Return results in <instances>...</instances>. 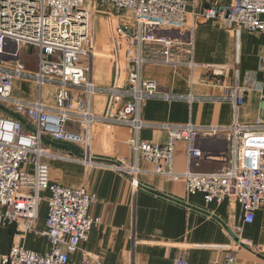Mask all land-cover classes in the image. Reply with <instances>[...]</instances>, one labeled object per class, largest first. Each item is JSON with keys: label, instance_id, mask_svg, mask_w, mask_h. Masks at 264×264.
I'll use <instances>...</instances> for the list:
<instances>
[{"label": "built area", "instance_id": "2783aa9c", "mask_svg": "<svg viewBox=\"0 0 264 264\" xmlns=\"http://www.w3.org/2000/svg\"><path fill=\"white\" fill-rule=\"evenodd\" d=\"M86 0H0V226L15 225L17 237L2 264H72L71 258L81 251L92 229L101 220L90 215V207L99 197L83 187L52 182L53 160L81 164L86 168L110 169L126 176L136 187L146 173L182 183L190 195L201 194L206 203L221 204L232 200L244 213L245 224L254 222L264 207V112L255 124L240 121V111L247 104L251 85H227L224 74L209 69L203 84L222 89L219 98L228 103L233 120L225 127L202 128L192 123L150 125L143 121L142 110L150 100L167 102L196 100L193 95L161 91L153 81L142 78L147 64L187 66L194 69V34L200 25L213 22L240 37L243 32L264 38V0H226L200 11L202 0H103L116 12L135 11L138 22L145 10L149 22L135 30L129 49L140 57L130 58L129 79L124 89L121 80L108 87L97 82L92 87V62L84 63L94 51ZM148 12V13H147ZM147 16V15H146ZM136 21V20H135ZM176 38V39H175ZM86 46L88 48H86ZM36 53L26 54L22 50ZM91 49H93L91 51ZM93 58V57H92ZM34 69V70H33ZM262 83L253 87L264 91V56L260 60ZM28 84L31 98L16 95ZM107 98L105 114L95 112L94 99ZM264 98V97H263ZM100 125L130 128L131 157L112 163L94 159L91 154L95 129ZM168 133L167 143L143 141L140 133L147 127ZM225 133L230 143L229 165L224 173L175 171L176 149L180 141L187 144L190 165L203 157L198 145L202 131ZM74 152L54 151V145ZM153 166L143 170L141 164ZM31 168V169H29ZM49 191L48 198L42 193ZM43 201L48 215L42 236L51 245L47 254L26 249L20 242L35 231ZM234 247V248H233ZM229 247L227 264H235L234 252L248 247L244 240ZM87 261L100 259L85 253ZM174 264H188L182 255Z\"/></svg>", "mask_w": 264, "mask_h": 264}, {"label": "crops", "instance_id": "0c3cea01", "mask_svg": "<svg viewBox=\"0 0 264 264\" xmlns=\"http://www.w3.org/2000/svg\"><path fill=\"white\" fill-rule=\"evenodd\" d=\"M225 1L202 0L199 10ZM85 10L100 28L92 39L100 50L98 57L105 59L102 67L95 66V80L100 86L108 87L120 79L117 88H125L130 77L129 60L134 59L135 53L118 32L127 30L130 23L134 25L131 13H117L113 5L103 0H86ZM91 33H94L93 29ZM194 44L197 65L194 69L155 64L143 67L142 78L155 82L161 91L196 98L193 102L148 101L142 110V119L147 124L192 123L202 128L230 125L232 106L208 100L223 95L222 89L203 84L209 69L225 72L219 79L225 80L227 85L249 84L253 89L262 83L260 60L264 56V38L261 35L243 32L236 37L235 33L209 22L197 27ZM252 89L246 106L240 111V121L245 125L255 124L258 115L264 112V91L261 94ZM94 107L98 115L105 114L107 98H96ZM132 137L130 128L100 125L93 134L92 157L100 163L129 158ZM140 137L143 141L164 145L168 133L151 126L142 130ZM198 145L203 157L190 165L186 142L178 143L175 171L224 173L229 170L230 143L225 133L202 131ZM54 148L75 153L73 149L57 144ZM49 163L52 182L83 187L99 197V201L90 207V215L100 219L101 223L92 229L88 241L81 245V251L72 256V264H97L93 260L87 261L85 253L99 258L100 264H174L180 255L188 264H227L228 248L238 241L234 236L248 246L234 252L235 264H264V207L256 214L253 223L245 224L242 208L234 201L206 203L203 195L188 194L182 183L151 173L142 175L136 187L127 177L113 170L86 168L58 160ZM141 168L154 169L145 163ZM41 195L45 199L50 193L44 191ZM47 215L48 205L43 201L35 231L20 240L26 249L39 254L51 251L49 241L42 236ZM17 235L15 225L0 226V264L2 256L8 254L14 242L19 240Z\"/></svg>", "mask_w": 264, "mask_h": 264}, {"label": "rangeland", "instance_id": "374dc122", "mask_svg": "<svg viewBox=\"0 0 264 264\" xmlns=\"http://www.w3.org/2000/svg\"><path fill=\"white\" fill-rule=\"evenodd\" d=\"M89 26H90V30H94V33H89V36H92V34L93 35H95L96 33L95 32H98L99 30H100V28H98L99 26H96V24L94 23V19H93V17L92 16H90L89 17ZM111 34V33H110ZM95 43H94V51H93V53L92 54H94V55H92L90 58H88V59H85L84 60V63L87 65L88 64V62L90 61V62H92V68H91V75H92V77L93 78H95V66L98 64V67H102L104 64H103V62H102V60H105V59H103V58H101V57H98V53L100 52V50L99 49H97V48H95ZM86 48H88L87 46H86ZM93 49H91V51H92ZM111 50V49H110ZM36 53V51L35 50H33L32 51V53H31V51H28V50H25V49H23L22 50V54L21 55H23V58H26V54H29V55H31V56H33V54H35ZM34 57V56H33ZM93 57V58H92ZM112 61H114V59H111ZM109 61V60H108ZM110 66H111V62H110V64H109ZM117 65V64H116ZM116 67H118V65L116 66ZM107 68H110L108 65H107ZM101 69V68H100ZM34 70V69H33ZM101 71V70H100ZM120 77V75L118 74V78ZM22 88H21V90L23 91V93L21 92H16L15 94L16 95H20V96H24V97H29V98H31V93H33V89H31L30 87H29V85L28 84H22V86H21ZM54 151H58V150H54ZM124 158H128V157H124ZM110 170V169H109ZM120 174V173H119ZM126 177V176H125Z\"/></svg>", "mask_w": 264, "mask_h": 264}, {"label": "bare ground", "instance_id": "6f19581e", "mask_svg": "<svg viewBox=\"0 0 264 264\" xmlns=\"http://www.w3.org/2000/svg\"><path fill=\"white\" fill-rule=\"evenodd\" d=\"M131 1H134V0H128V3L129 2H131ZM130 12V11H129ZM131 13V19L133 20V22H134V25L137 27V28H139V30H140V26H142L143 24H145V23H148L149 22V16H148V14H146V12H145V10H141V15H144L143 16V18L141 19V21L140 22H138V20H137V18H136V12L135 11H131L130 12ZM148 13V12H147ZM147 15V16H146ZM136 20V21H135ZM119 33V36L121 37V38H123V39H125L126 41L128 40H130L131 38H136L137 36H139V34H140V32L136 35V32H135V30H133V31H128V29L127 30H123V31H121V32H118ZM176 39V38H175ZM127 41V42H128ZM95 42H94V40H93V44H94ZM95 45H96V43H95ZM95 48H97V46H95ZM134 59L135 60H137L139 63L141 62L140 60V57L139 56H137L136 54H135V56H134ZM212 72H214V73H216V74H222L223 75V73H222V70L221 69H217V68H214L213 70H212ZM94 82L96 83L97 81L95 80V78H93L92 80H90L89 82H88V85L90 86V87H92L93 86V84H94ZM120 89V88H119ZM121 89H124V88H121ZM95 101H96V98L94 99V103H95Z\"/></svg>", "mask_w": 264, "mask_h": 264}, {"label": "water", "instance_id": "95a60500", "mask_svg": "<svg viewBox=\"0 0 264 264\" xmlns=\"http://www.w3.org/2000/svg\"><path fill=\"white\" fill-rule=\"evenodd\" d=\"M234 240L237 241L238 240L237 237L234 236Z\"/></svg>", "mask_w": 264, "mask_h": 264}]
</instances>
